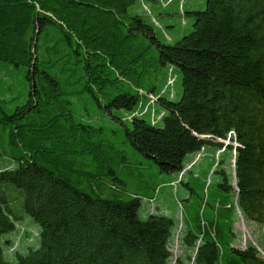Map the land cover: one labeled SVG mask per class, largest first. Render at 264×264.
<instances>
[{"label":"trees","instance_id":"trees-1","mask_svg":"<svg viewBox=\"0 0 264 264\" xmlns=\"http://www.w3.org/2000/svg\"><path fill=\"white\" fill-rule=\"evenodd\" d=\"M190 5L0 0V158L18 164L0 170V264H171L180 222L175 264H264L235 246L233 221L240 211L264 228V0ZM176 22L189 32L172 41ZM232 132L236 188L193 177L180 182L182 221L139 216L178 185L163 175L180 178L189 154ZM13 188L41 227L16 263L2 242Z\"/></svg>","mask_w":264,"mask_h":264},{"label":"rangeland","instance_id":"rangeland-1","mask_svg":"<svg viewBox=\"0 0 264 264\" xmlns=\"http://www.w3.org/2000/svg\"><path fill=\"white\" fill-rule=\"evenodd\" d=\"M196 0H191L190 7H193ZM178 20V19H177ZM178 25H176L174 28L168 31V34L170 36V40L176 41V39H179L183 35L187 34L189 32V25H182L179 22H176ZM174 73L179 75V72L175 69ZM175 91H178V94L180 95V83L178 81L175 84ZM13 92V93H12ZM4 93V96L11 97L15 93L14 91ZM74 107L78 109L77 106ZM73 107V108H74ZM217 142L221 143L220 141L216 140ZM226 144H223V146ZM232 146L233 149L235 148L234 141H231L227 146ZM226 146V147H227ZM220 146L218 145H207L205 146V152H203V157L200 159V161L195 165V167L192 170V174H187L184 176V178H179L178 173L172 175H163L162 177L166 179L167 177H174L175 179L178 178V185H175L171 189L165 187L161 189V196L164 193H170L169 199H164L163 202L167 201L170 206H172V203L174 202L175 205H177L178 209L175 210L177 220L180 219V211L179 208L181 207V204L184 200V198L187 196L189 190L186 186L182 185L180 182L185 181L186 183L190 182L191 186H194L195 178L193 177H200L201 181L206 180L207 181V187H209L211 184L210 192L213 190H217L220 187L218 186L220 183L225 182V176L228 178L229 183H232V185L236 188L237 182H236V175H235V156H236V150L233 151L228 148L227 152L217 156V150L220 149ZM197 153L189 154L185 160L184 165L185 168L188 167V165L193 162L195 159ZM18 167V164L9 158H0V170L2 169H16ZM198 184V182H197ZM196 184V185H197ZM12 190V197L16 198L15 205H14V222L16 225V228L14 231L7 233L2 236V242H3V250L5 254V260L11 263H16L19 260L20 256H26L31 249H38L41 245V239H40V233H41V227L40 225L26 212L24 208V202H25V192L24 190L13 188ZM200 191V190H198ZM231 196L234 195V192L230 191ZM160 196V198H162ZM148 206V202L142 201V206L140 209L139 216L142 219H145L147 215L145 214L146 207ZM150 207V211H151ZM156 211V203H155V209ZM234 221V233L236 234V242L235 246L241 247L245 249L244 247L249 244H253L254 246H258L261 250L264 251V228L252 221H249L241 215V212L238 211L235 216H233ZM181 225V222L179 224V227ZM179 230L178 226L175 230V234ZM178 233V232H177ZM182 234V233H181ZM181 234L179 236V242L178 246L176 245L177 241V234L174 235V243H173V254L174 258L172 260L171 264H175L174 259L181 255L182 253V244H181ZM262 256V255H261ZM263 257V256H262Z\"/></svg>","mask_w":264,"mask_h":264},{"label":"crops","instance_id":"crops-1","mask_svg":"<svg viewBox=\"0 0 264 264\" xmlns=\"http://www.w3.org/2000/svg\"><path fill=\"white\" fill-rule=\"evenodd\" d=\"M167 188L171 189L172 187L168 186ZM169 194L170 193H168V194L167 193H164L161 196V192L158 193V195L156 197V212H159V213H162V214H166V215H170L174 210H176L175 209L176 208V205L174 204V202L172 203V206H170L169 203H167V201L163 202L164 199L165 200L166 199H169L168 198L169 197ZM160 196L162 198H160ZM149 211H150V205L148 203V206L146 207V210H145V214H149ZM179 211H180V208H179ZM175 214H176V212H175Z\"/></svg>","mask_w":264,"mask_h":264},{"label":"built area","instance_id":"built-area-1","mask_svg":"<svg viewBox=\"0 0 264 264\" xmlns=\"http://www.w3.org/2000/svg\"><path fill=\"white\" fill-rule=\"evenodd\" d=\"M171 83H172V82H171ZM232 135H235L234 132H232V133L230 134L229 137H231ZM235 144H236V146H237L236 140H235ZM204 151H205V149L203 148L199 153H197V155H196L194 161L188 166L187 169H185V170L181 173L180 178H182L188 170H190V169H191L196 163H198V162L200 161V159L203 157V152H204ZM223 152H224V149L218 151V152H217V156H219V155L222 154ZM150 207H151V209H152L151 212H154V209H155V203H154V202H151ZM181 221H182V216H181ZM182 229H183V225H182V223H181V225H180V227H179L178 234H177V241H176V242H177V243H176L177 246H178V242H179V235H180ZM200 243H201V241H199L198 246L200 245ZM244 248H246V246H245ZM256 248H257L258 252H259V253L263 256V258H264V251L261 250L258 246H256Z\"/></svg>","mask_w":264,"mask_h":264},{"label":"clouds","instance_id":"clouds-1","mask_svg":"<svg viewBox=\"0 0 264 264\" xmlns=\"http://www.w3.org/2000/svg\"><path fill=\"white\" fill-rule=\"evenodd\" d=\"M229 136H230V135H229ZM232 136H233V135H232ZM232 136H231V137H232ZM231 137H229V140H227V141H223V140L220 141L221 143L226 144V145H224V148L222 147L221 149L217 150V152L220 151V150H223V149H224V151H225L226 146L231 142ZM203 138H206V137H203ZM235 140H236V138H234V140H233L234 143H235ZM236 143H237V142H236ZM235 145H236V144H235ZM237 147H238V144H237V146H235V148H237ZM204 149H205V148H204ZM199 152H200V151H199ZM199 152H198V153H199ZM204 152H205V151H204ZM223 153H224V152H223ZM223 153H222V154H223ZM220 155H221V154H220ZM193 161H194V160H193ZM191 163H192V162H191ZM191 163H190V164H191ZM190 164H189V165H190ZM196 164H197V163H196ZM196 164H195V165H196ZM189 165H188V166H189ZM187 168H188V167H186V169H187ZM191 169H192V168H191ZM177 183H178V182H177ZM174 185H176V183H175ZM255 247H256V246H255Z\"/></svg>","mask_w":264,"mask_h":264}]
</instances>
